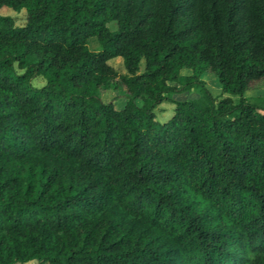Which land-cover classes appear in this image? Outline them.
I'll return each mask as SVG.
<instances>
[{
  "label": "trees",
  "instance_id": "trees-1",
  "mask_svg": "<svg viewBox=\"0 0 264 264\" xmlns=\"http://www.w3.org/2000/svg\"><path fill=\"white\" fill-rule=\"evenodd\" d=\"M3 7L0 264H264V0Z\"/></svg>",
  "mask_w": 264,
  "mask_h": 264
},
{
  "label": "rangeland",
  "instance_id": "rangeland-1",
  "mask_svg": "<svg viewBox=\"0 0 264 264\" xmlns=\"http://www.w3.org/2000/svg\"><path fill=\"white\" fill-rule=\"evenodd\" d=\"M0 15L2 16H11L14 18V24L15 26H22L25 23V11L21 10L20 12L16 13L12 11L10 8L3 7L0 9ZM108 27L111 30H114L116 28L114 23L108 24ZM88 48L91 51H96L98 49V43L95 38H91L88 41ZM108 64L110 67L118 74H125V70L123 67L122 59L121 58H114L108 61ZM143 69V62L141 61L139 64V70L141 71ZM181 75L189 74V71H181ZM201 79L203 80L206 88L210 91L212 96H214L216 99L220 97H230L233 102H236L237 97L231 96L227 94H220V88L214 78V76L210 73H205L202 75ZM34 86L39 87L43 84V80L39 77L33 81ZM180 86H178L179 88ZM245 96H259L264 98V80L257 81L250 85V90L245 92ZM198 94L196 93V90H188L184 91L181 90L180 92L174 94L171 96V98L175 100H187V99H194L197 98ZM102 101L109 102L112 101L116 109L122 108L124 105V98L123 97H117L116 93H110L107 92L103 94ZM174 105L171 103H163L159 105L155 109V114L157 119L161 122L164 120H167L172 112ZM28 264H36L34 261L29 262Z\"/></svg>",
  "mask_w": 264,
  "mask_h": 264
}]
</instances>
